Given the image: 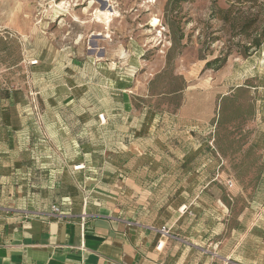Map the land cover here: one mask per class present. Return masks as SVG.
Returning <instances> with one entry per match:
<instances>
[{
    "label": "rangeland",
    "instance_id": "rangeland-1",
    "mask_svg": "<svg viewBox=\"0 0 264 264\" xmlns=\"http://www.w3.org/2000/svg\"><path fill=\"white\" fill-rule=\"evenodd\" d=\"M172 2L0 0V168L15 172L8 196L31 209L88 210L98 195L126 215L142 194L174 221L175 210L204 213L208 203L212 236L200 217L188 264H224L217 255L238 215L264 211L250 126L259 108L264 140V43L248 50L264 0ZM232 5L221 20L217 11ZM130 136L152 172L142 182L206 188L132 196Z\"/></svg>",
    "mask_w": 264,
    "mask_h": 264
},
{
    "label": "crops",
    "instance_id": "crops-1",
    "mask_svg": "<svg viewBox=\"0 0 264 264\" xmlns=\"http://www.w3.org/2000/svg\"><path fill=\"white\" fill-rule=\"evenodd\" d=\"M250 126L252 144L258 149L261 160H264L262 114L259 108L254 111ZM133 138L130 136L128 140L133 151L127 165L131 161L133 164L126 173L129 176L127 190L133 193L132 196L161 190L182 191L183 188L202 192L206 188L203 185L188 188L181 184L171 187L148 186L142 182L140 178L152 172L145 165L146 153L137 145L140 144L137 140L131 142ZM207 169L200 171L197 167L191 168V175L208 174ZM14 176L13 170L10 172L8 167L3 169L1 166L0 264H188V251L199 250L200 217H205L202 225L207 228V237L212 236L208 231L211 230L209 226L213 217L210 216L213 213H210L208 203L201 207L204 213H200L196 207L184 213L175 210L174 221L168 219L166 208L160 210L159 207L160 212H154L151 203L143 199L142 194L138 200L128 202L126 215L119 210L115 199L98 195L99 199L94 200L88 210L69 211L56 204L31 209L8 196L19 188ZM263 204L261 207H264ZM53 205L60 207L62 213H53ZM162 228L166 229L167 234L161 233ZM188 231L191 236L186 235ZM217 256L222 257L224 264H264V211L255 215H248L247 209L241 212L235 225L230 228V235L224 238Z\"/></svg>",
    "mask_w": 264,
    "mask_h": 264
},
{
    "label": "trees",
    "instance_id": "trees-1",
    "mask_svg": "<svg viewBox=\"0 0 264 264\" xmlns=\"http://www.w3.org/2000/svg\"><path fill=\"white\" fill-rule=\"evenodd\" d=\"M189 0H173L172 2V6L173 8H176L178 5L184 3V2H187ZM244 1H254L255 3L258 2V0H237L238 3H242ZM233 5L231 7H229L227 10H218L217 12L219 13V16H220V19L227 22L229 21V13L231 12V9H232ZM256 18H258V16H256ZM236 20V18H235ZM257 19H255L256 21ZM253 20V23L255 22ZM264 43V27L262 29V33H261V36L260 37H257L256 39L253 40V42L251 43V45L248 47V50H251V49H259ZM219 60V58L217 59H214V61H210L207 63L208 66H211L212 64H215L217 61ZM225 58H224V62H225Z\"/></svg>",
    "mask_w": 264,
    "mask_h": 264
},
{
    "label": "bare ground",
    "instance_id": "bare-ground-1",
    "mask_svg": "<svg viewBox=\"0 0 264 264\" xmlns=\"http://www.w3.org/2000/svg\"><path fill=\"white\" fill-rule=\"evenodd\" d=\"M100 16H103L104 19L106 20V23H108L109 21H111L110 18L114 16V13H111V11L109 10L106 11L99 10V15L97 17L100 18Z\"/></svg>",
    "mask_w": 264,
    "mask_h": 264
},
{
    "label": "built area",
    "instance_id": "built-area-1",
    "mask_svg": "<svg viewBox=\"0 0 264 264\" xmlns=\"http://www.w3.org/2000/svg\"><path fill=\"white\" fill-rule=\"evenodd\" d=\"M35 62H36V61H34L33 63H35ZM0 161H1V156H0ZM52 212H53V213H56V214H60V213H62L60 207H58V206H56V205H53V206H52ZM161 233H162V234H167L166 229H165V228H162V229H161ZM160 246H161V245H159L158 247H160Z\"/></svg>",
    "mask_w": 264,
    "mask_h": 264
}]
</instances>
